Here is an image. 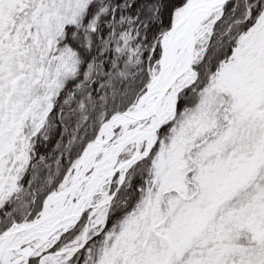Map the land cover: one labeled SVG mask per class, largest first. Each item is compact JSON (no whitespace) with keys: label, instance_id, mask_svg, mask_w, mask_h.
Instances as JSON below:
<instances>
[{"label":"snow or ice","instance_id":"obj_1","mask_svg":"<svg viewBox=\"0 0 264 264\" xmlns=\"http://www.w3.org/2000/svg\"><path fill=\"white\" fill-rule=\"evenodd\" d=\"M0 264H264V0H0Z\"/></svg>","mask_w":264,"mask_h":264}]
</instances>
